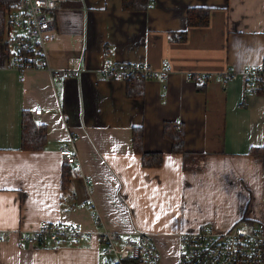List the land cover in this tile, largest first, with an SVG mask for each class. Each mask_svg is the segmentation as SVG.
Returning a JSON list of instances; mask_svg holds the SVG:
<instances>
[{"label": "crops", "instance_id": "crops-1", "mask_svg": "<svg viewBox=\"0 0 264 264\" xmlns=\"http://www.w3.org/2000/svg\"><path fill=\"white\" fill-rule=\"evenodd\" d=\"M189 7L210 9L206 26L186 25ZM55 16L47 67L80 69L76 76L8 67L0 40V232H9L0 264L113 263L96 235L58 247L19 243L17 231L42 220L122 237L147 232L159 264H177L184 230H225L241 219L264 227V171L249 153L264 143V94H245L239 79L196 80L264 64V0H154L146 10H125L122 0H66ZM106 62L146 64L156 75L129 97L125 80L103 75ZM23 112L45 127L43 148L21 149ZM167 122L183 130L185 155L171 150ZM135 128L143 151L161 153L160 166L142 165ZM65 145L78 167L63 163ZM64 171L72 174L66 196Z\"/></svg>", "mask_w": 264, "mask_h": 264}, {"label": "built area", "instance_id": "built-area-1", "mask_svg": "<svg viewBox=\"0 0 264 264\" xmlns=\"http://www.w3.org/2000/svg\"><path fill=\"white\" fill-rule=\"evenodd\" d=\"M66 0H15L5 11L2 43L8 51L7 66L20 71L27 68H44L56 78L76 76L81 71L67 67L54 71L46 64L47 35L54 29L55 11ZM23 53L30 56L25 57ZM163 72L171 66L167 60L161 61ZM102 73L111 79L125 80L129 76L152 78L156 71L141 63L106 62ZM215 77L221 81L239 79L245 94H264V64L246 65L240 72L226 70L214 76L200 74L196 80L204 83ZM42 107L32 110L33 116L41 114ZM179 128V125H176ZM77 137L73 136L72 140ZM59 154L64 164L78 167L80 161L72 147L63 146ZM81 206H88L81 202ZM9 232H0L5 240ZM96 235L103 244V252L114 258L111 264H159L160 251L147 232H137L134 238L122 237L118 232L104 229L91 233L79 226L63 222L42 220L30 230H18L19 243L29 246L58 247L64 241L80 244ZM177 264H264V227L250 219H242L225 230L211 225H201L179 233L177 244Z\"/></svg>", "mask_w": 264, "mask_h": 264}, {"label": "trees", "instance_id": "trees-1", "mask_svg": "<svg viewBox=\"0 0 264 264\" xmlns=\"http://www.w3.org/2000/svg\"><path fill=\"white\" fill-rule=\"evenodd\" d=\"M15 0H0V40L2 39L3 28L5 24V11L14 4ZM154 0H122V7L125 10H146L153 4ZM208 7H189L186 10V25L206 26L209 21ZM186 31L179 32L177 38L183 39ZM25 57L30 56L28 53L22 54ZM126 94L129 97L140 96L143 93L144 79L135 76L125 78ZM198 82V84L204 85ZM203 87V86H201ZM202 89V88H201ZM164 134L171 141V150L175 153L186 154L184 150V133L176 125L165 123ZM133 148L135 152L141 155V163L144 167H158L162 162V155L159 152H145L142 148V130L133 129ZM46 141V130L43 125L36 124L31 114L23 112L21 117V149L37 150L43 148ZM249 153L260 161L261 168L264 171V143L260 146H252ZM72 174L70 171H64L61 176V191L63 196L68 195ZM242 220V219H241ZM240 221V220H239ZM238 221V222H239ZM237 223V222H236Z\"/></svg>", "mask_w": 264, "mask_h": 264}, {"label": "rangeland", "instance_id": "rangeland-1", "mask_svg": "<svg viewBox=\"0 0 264 264\" xmlns=\"http://www.w3.org/2000/svg\"><path fill=\"white\" fill-rule=\"evenodd\" d=\"M175 214H177L176 211H175ZM254 223L258 225L260 222L255 220ZM207 225H208V224H207Z\"/></svg>", "mask_w": 264, "mask_h": 264}]
</instances>
